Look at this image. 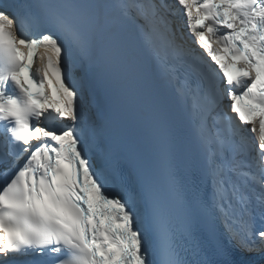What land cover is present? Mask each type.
<instances>
[{"label":"snow or ice","instance_id":"snow-or-ice-1","mask_svg":"<svg viewBox=\"0 0 264 264\" xmlns=\"http://www.w3.org/2000/svg\"><path fill=\"white\" fill-rule=\"evenodd\" d=\"M0 177V264H264V0H0Z\"/></svg>","mask_w":264,"mask_h":264}]
</instances>
